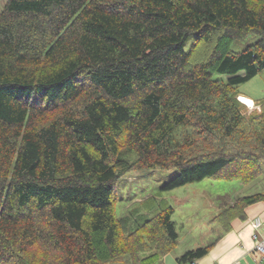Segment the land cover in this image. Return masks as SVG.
<instances>
[{
  "label": "trees",
  "instance_id": "1",
  "mask_svg": "<svg viewBox=\"0 0 264 264\" xmlns=\"http://www.w3.org/2000/svg\"><path fill=\"white\" fill-rule=\"evenodd\" d=\"M263 71L264 0H7L0 264H35L38 249L49 253L41 264L158 263L178 239L174 210L147 198L146 213L119 218V177L175 171L167 191L227 170L228 180L259 175L264 103L246 124L237 88ZM261 201L237 198L215 220L228 231Z\"/></svg>",
  "mask_w": 264,
  "mask_h": 264
},
{
  "label": "rangeland",
  "instance_id": "2",
  "mask_svg": "<svg viewBox=\"0 0 264 264\" xmlns=\"http://www.w3.org/2000/svg\"><path fill=\"white\" fill-rule=\"evenodd\" d=\"M6 2L7 0H0V12ZM257 39V36L250 35L242 40H233L230 43V49L235 53L241 52L247 46L255 43ZM188 46L189 43L186 48ZM217 77L224 76H214V78ZM237 92L255 102L253 106L247 107L240 102L239 95L237 97V100L243 105L244 122L249 125V116L259 114L260 104L264 103V71L250 81L239 85ZM261 169L259 175L247 182L228 180L231 171L227 170L222 172L217 179H204L167 191L162 190V187L175 176V171L152 168L130 172L120 176L116 183V215L119 218L128 217L129 212L136 208L140 209L141 204L147 198L155 199L156 202L165 201L174 210L171 220L175 223L178 234V239L169 252L175 253L203 247L212 243L219 233L223 232L224 221L219 224L215 217L230 202L234 203L237 198L251 195H264V166ZM244 172L249 173L248 171ZM140 211L145 212L144 209H140ZM148 214L150 215V213ZM145 216L141 214L140 217ZM46 253L42 249L34 251L32 255V258H35L34 263L41 264L45 259L47 261ZM124 259L125 257H122L116 262L123 264ZM128 264L131 263L128 262Z\"/></svg>",
  "mask_w": 264,
  "mask_h": 264
},
{
  "label": "crops",
  "instance_id": "3",
  "mask_svg": "<svg viewBox=\"0 0 264 264\" xmlns=\"http://www.w3.org/2000/svg\"><path fill=\"white\" fill-rule=\"evenodd\" d=\"M244 98L252 101L248 97ZM233 204V202H230L228 206ZM255 221L260 223L257 232L258 239L261 241L264 239V201L247 206L244 209V217L234 218L229 224V230L220 232L215 240L209 244L212 246L205 256L186 264H261L260 260L262 257L254 250L255 241L253 235L256 230L252 224ZM188 250H181L175 253L173 251L168 252L156 264H178L177 258ZM107 264L122 263L111 262Z\"/></svg>",
  "mask_w": 264,
  "mask_h": 264
},
{
  "label": "built area",
  "instance_id": "4",
  "mask_svg": "<svg viewBox=\"0 0 264 264\" xmlns=\"http://www.w3.org/2000/svg\"><path fill=\"white\" fill-rule=\"evenodd\" d=\"M252 225H253V228L256 230V232L253 235V239L255 241L254 250L259 255L264 256V239L260 241L258 239L259 237H258V232H257V230L260 227V223H258L257 221H255Z\"/></svg>",
  "mask_w": 264,
  "mask_h": 264
},
{
  "label": "bare ground",
  "instance_id": "5",
  "mask_svg": "<svg viewBox=\"0 0 264 264\" xmlns=\"http://www.w3.org/2000/svg\"><path fill=\"white\" fill-rule=\"evenodd\" d=\"M239 98H240V101H241L244 105H246L247 107H251V106H253V102H252L251 100L246 99V98H244L243 96H239Z\"/></svg>",
  "mask_w": 264,
  "mask_h": 264
}]
</instances>
